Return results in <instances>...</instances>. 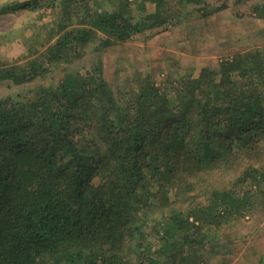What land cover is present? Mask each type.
<instances>
[{"label":"trees","instance_id":"trees-1","mask_svg":"<svg viewBox=\"0 0 264 264\" xmlns=\"http://www.w3.org/2000/svg\"><path fill=\"white\" fill-rule=\"evenodd\" d=\"M48 10L0 84L33 83L97 35L102 51L180 18L169 0H24L0 18ZM259 214L264 49L165 88L139 77L115 92L93 66L0 101V264H228L223 232Z\"/></svg>","mask_w":264,"mask_h":264},{"label":"rangeland","instance_id":"rangeland-1","mask_svg":"<svg viewBox=\"0 0 264 264\" xmlns=\"http://www.w3.org/2000/svg\"><path fill=\"white\" fill-rule=\"evenodd\" d=\"M15 1L24 0H0V8ZM169 1L174 10L180 11L179 21H172L174 25L145 32L128 43L102 51L96 50L101 37L97 35L83 48L80 58L73 56L70 64L59 65L33 83L0 84V101L19 93H33L39 87L57 86L67 74L93 66L101 67L115 92L135 90L139 77H148L165 88L197 77L203 68L215 70L223 60L237 54L264 49V13L254 12L257 6L264 9V0H208L212 7L226 4V9L208 17L203 16V5ZM45 12L42 21L38 13L0 18V61L11 64L28 54V39L33 32L56 18L51 10ZM223 233L233 239L234 252L228 264H264V214L233 223ZM215 264L222 262L217 260Z\"/></svg>","mask_w":264,"mask_h":264}]
</instances>
